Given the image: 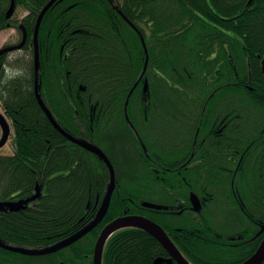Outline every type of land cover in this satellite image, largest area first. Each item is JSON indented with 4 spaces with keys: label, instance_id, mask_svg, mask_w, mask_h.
<instances>
[{
    "label": "trees",
    "instance_id": "trees-1",
    "mask_svg": "<svg viewBox=\"0 0 264 264\" xmlns=\"http://www.w3.org/2000/svg\"><path fill=\"white\" fill-rule=\"evenodd\" d=\"M49 1L13 0L16 9L28 12L22 21L28 35ZM10 3L0 0V29L11 23L5 18ZM9 26L18 27L16 22ZM38 43L45 105L63 130L99 146L115 170L116 188L99 228L69 250L74 264H88L82 255L92 252L100 228L139 212L141 202L164 205L171 197L183 203L190 191L199 195L197 182L187 188L175 181L169 194L168 185L154 179L169 173L197 178L196 168H176L190 153L188 141L198 128L199 136L222 131L231 117L234 126L227 125L222 138H213L203 150V177L213 179L204 184L211 196L206 208L212 209L223 185L226 204L233 185L251 220L264 221V0H56L42 18ZM25 49L32 55L28 45ZM146 58L140 78L148 83L144 91L138 78ZM12 68L21 74L0 88V96L14 121L16 144L12 154L0 155V202L27 199L36 186L41 195L24 210L0 213V239L39 250L94 219L109 172L97 156L65 139L39 108L32 61ZM231 165L237 168L234 176L226 172ZM180 218L159 223L177 227L186 222V255L195 264H240L260 241L245 239L253 226L238 210L233 216L204 214L188 223ZM213 232L235 239L237 246H216ZM179 242L181 247L180 237ZM163 256L152 236L124 229L107 241L103 264H153ZM32 259L25 264H49L47 256Z\"/></svg>",
    "mask_w": 264,
    "mask_h": 264
},
{
    "label": "flooded vegetation",
    "instance_id": "flooded-vegetation-1",
    "mask_svg": "<svg viewBox=\"0 0 264 264\" xmlns=\"http://www.w3.org/2000/svg\"><path fill=\"white\" fill-rule=\"evenodd\" d=\"M24 18H25V16L21 18V20H20L21 23H22ZM13 22H15V19H12L11 23L9 21V24H12ZM9 24L7 23L6 26H9ZM7 28L11 29L12 27H7ZM12 29L16 30L19 34V37L16 40V42L7 43V41H5L0 45V88H3V86L5 84H9V80L18 78L19 75L21 74L20 73L21 69L19 70V69L15 68L14 70H11V67H13L14 65L17 67L18 63L21 65V63L24 60V58H22V56H15V53L21 51V53L23 55V53L25 52V54H28V57H29L27 60H25V62L32 61V63H33V51H32V43H31L33 34H31V35L26 34V40H25L24 45L20 49H17L16 47L22 42V34L17 30V28L16 29L12 28ZM4 30H8V29H4ZM28 40H29V44L27 43ZM27 45L30 47V49L32 51V55L30 54L29 50L27 51L25 49V47ZM33 75H34V71H33ZM143 75H140V77L138 78L139 82L141 81L140 78ZM141 83L143 84L144 88L146 87V90H147V86H145L144 84L145 83L148 84V83L146 81L144 83H143V81H141ZM168 83L171 84L172 81L170 79H168ZM32 84H33V93H34V79L32 80ZM66 84H69V83L66 82ZM197 84H199V80H198ZM146 90H144V91H146ZM229 121L230 122H228L227 125L228 126L229 125L234 126L235 118L231 117V118H229ZM227 125L226 124L222 125V131H217L216 129H214V130L210 129L206 133L201 134L200 136H199V128H198L194 137L188 141V144L191 142L190 153L181 158V159H184L185 161L179 162L176 168L177 169H185V170H187L189 168H196L197 169V178L186 179L184 176H182L181 178H175L172 175V173H169V175L167 177L157 176L154 179V180L166 183L168 185L167 189L169 191V194H171V191L173 189L172 184L175 181L180 182L179 185L184 184L187 188L189 187L190 183L197 182L199 184V195L192 190L188 193V195H189L187 198L188 202L183 201V203L178 202L176 199L174 200L170 197L168 204L161 205V206L165 207L162 210H155V209L144 207L142 205V202H141L140 203L141 210L139 212H136L134 214H124L125 216H131V215L141 216V217H144V218L158 224L164 230V232L167 234L169 239L172 241V243L178 249L180 254L184 257V259L189 264H195V263H193L194 261L190 260L186 255V252L188 251L186 248V244L188 242L187 232L189 231L186 229L187 227L184 226L186 224V222H185L186 220H187V223L190 220H192V221L198 220L199 221V220H201V218H199V217L200 216L202 217L204 214L219 216L222 212H224L230 216H233L235 214L236 210H238L239 213L246 216L247 219L251 221V224L253 226L251 229H249V231H248L249 234L246 236L247 238H245V239L246 240L260 239V241H259V244H260V242L262 241V239L264 237V232H261L263 227H264V221H260V220L252 221L253 219L251 218V216H252L251 212L246 209L242 197L237 196L233 185H232V187H230V193L228 195H226V200L228 201V202H226V204H224V201H223V199H225V198H223L224 197V185H223V186L219 187V190H216V194H214V196L212 198L214 200V203L211 204L212 209H210L208 211L206 208L208 206L207 200L211 196L209 195L210 192L207 190V188H205L204 184L206 183V180L207 181H213V179H210V178L206 179L203 177V171H204L203 165H204V159H205V155L203 153V150L205 148H207V146H205L206 143H208L213 138H215V137H218V138L221 137L222 138V136H223L222 132ZM208 126L210 127L209 123H208ZM213 127L215 128V125H213ZM15 139H16V132H15L14 121H13L7 107L5 106V104L3 102V99H1V96H0V155H10L14 152V150H15L14 148H15V144H16ZM134 139L137 142H140V144H141V142H143L141 136L137 132L134 135ZM166 146H167V150L170 151L171 150V141L170 140L167 141ZM142 148L144 150V154H145L146 158L149 160L150 158L148 155L149 153H148L147 148L145 146H143V144H142ZM11 149H12V151H11ZM217 158L220 159V156H217ZM229 160L231 162L234 161V159H232L231 155L229 157ZM239 164H240V162H238V165L236 164L235 167H239ZM230 167H233V166L232 165L229 166L226 169V172L227 173L233 172L232 176H234L236 174L235 171L237 170V168L232 169ZM166 170L169 172L173 171V169H171V168H168ZM180 173H181V171H178V174H180ZM215 185H216V183H215ZM179 187L181 188V186H179ZM190 193L196 194L197 198L199 199V209L197 212L194 211L193 205L190 202ZM244 197L246 198V202H247L246 195H244ZM152 203H154V202H152ZM155 204H157V203H155ZM236 204L238 205V209L236 207ZM222 207H224V208H222ZM249 207H251V206L247 205L248 209H249ZM164 212H166L168 214H164ZM176 215H178V216H176ZM181 215L184 216V218H180L185 222V224H183V226L174 227V226H171L168 224H166L165 226H162L159 223L160 221L170 220L169 219L170 217L179 218V216H181ZM119 217H121V216H119ZM165 222L168 223V221H165ZM100 224L101 223H99L93 230H96L97 228H99ZM102 229L103 228H100V231ZM194 229L197 230V237H199V239H202L203 236H202L199 228H194ZM138 230H140V229H138ZM92 231H90L89 233H91ZM100 231H99V233H100ZM89 233H87L86 235L81 237L77 242L73 243L72 245L65 247V248H63V249H61L55 253L48 254V255L34 256V255L17 254L15 252H12V251H9V250H6V249H3L0 247V250L4 251V253H0V264H11V263H15L17 260H19V264H25L26 260H31L32 258L33 259L34 258H41V257H45V256L48 257L49 264H74V256H72V254L69 250H70V248H73V246L75 244H78V242H80L79 244H81L80 240L87 237ZM99 233H98V235H99ZM179 233L182 235L180 236ZM179 237L181 238V240H183V244L181 245V247L178 246L176 243L177 240L179 242ZM211 237L218 238V241H216V243L219 245L215 244L216 246H221L222 248H226V247L229 248L230 246H237V245H232V242H236L235 239L224 237L218 232H213L211 234ZM239 237L241 238L243 236L240 235ZM95 242H96V239H95ZM95 242L93 244L92 252L90 253V251H91L90 250L89 251L90 254L85 253L84 255H82V259H86V262L88 264H93V250H94ZM10 245L16 247L15 245H12V244H10ZM17 247H22V246H17ZM28 249L35 250V248H28ZM104 249H105V247H104ZM162 249L164 250L163 247H162ZM103 254H104V250H103ZM160 258L171 259V261H172L171 264H178L166 251H165V256L160 257ZM12 261H14V262H12ZM102 264H103V255H102ZM162 264H166V263H162ZM197 264H201V263H199V261H198Z\"/></svg>",
    "mask_w": 264,
    "mask_h": 264
},
{
    "label": "water",
    "instance_id": "water-1",
    "mask_svg": "<svg viewBox=\"0 0 264 264\" xmlns=\"http://www.w3.org/2000/svg\"><path fill=\"white\" fill-rule=\"evenodd\" d=\"M55 1L56 0H51L41 10V12L37 18L35 28H34L33 47H34V94H35V99L37 101V104L39 105V107L41 108V110L43 111V113L45 114V116L47 117L49 122L51 123V125L64 138H66L67 140L71 141L72 143L80 146L81 148L85 149L86 151L96 155L99 159H101L105 163V165L108 168V172H109V183L107 186L106 195L101 202V206H100L94 220L91 223H89L86 227H84L83 229L78 231L77 233L69 236L67 239H65L59 243H56L55 245H53L51 247L41 249V250H30V249H24V248H18V247L17 248L11 247V246L4 244L0 240V247L1 248L15 252V253L24 254V255L39 256V255H45V254H49V253H55V252L65 248V247L72 245L73 243L78 241L81 237H83L84 235H86L87 233L92 231L104 218V216L108 210L109 204H110L111 195H112V193L115 189V186H116L115 171H114V168H113L110 160L106 156V154L96 145H94L90 142H87L84 139L75 138V137L69 135L68 133H66L58 125V123L55 121V119L51 115L50 111L46 108V106L44 105L43 100L41 98V95L38 92V87H39V85H38L39 50H38L37 36H38V31H39V27H40V23H41V20L43 18V15L51 7V5ZM13 9L14 8H13V2H12L9 9H8L7 15H6L7 18H9L13 14ZM25 40H26V32L23 30L22 42L16 48L20 49L24 45ZM142 44H143L144 52L146 54L147 52H146V48H145V44H144L143 40H142ZM260 65H261V73H262L263 78H264V54L261 57ZM146 67H147V58L144 62V66H143V70H142L141 74H144ZM145 86H147L146 83H145ZM144 90H146V87L144 88ZM129 94H131V92ZM127 102H128V100L126 101V105H125V115H126ZM126 119H128L127 115H126ZM39 196H40V190L38 187H36L35 194L26 200H21L18 202H4V203L0 202V210H6V208L9 209L10 211H18L20 209H24L25 206L28 205V203L38 199ZM190 202L193 205L194 211L197 212L199 209V199L197 198V196L194 193L190 194ZM142 205L144 207L155 209V210H161L164 208L161 205H157V204H153V203H147V202L143 203ZM128 228L140 229V230L148 233L149 235H151L153 238H155L156 241H158L162 245L164 250L178 264H189L182 257V255L180 254L178 249L175 247V245L169 239L167 234L164 232V230L158 224H156L155 222L150 221L146 218H142V217H138V216L118 217V218L114 219L113 221H111L110 223H108L100 231L98 238H97L95 245H94L93 264H102V251H103V248H104V245H105L107 239L112 234H114L120 230H124V229H128ZM171 262H172L171 259L156 258L154 260V264H162V263L171 264ZM263 262H264V238H263L262 242L260 243L258 249L252 255H250L244 263H241V264H262Z\"/></svg>",
    "mask_w": 264,
    "mask_h": 264
},
{
    "label": "rangeland",
    "instance_id": "rangeland-1",
    "mask_svg": "<svg viewBox=\"0 0 264 264\" xmlns=\"http://www.w3.org/2000/svg\"><path fill=\"white\" fill-rule=\"evenodd\" d=\"M116 1L119 2L120 0H116ZM24 15H25V11H21V10L15 11V17L18 20H20V18L23 17ZM18 37H19V34L16 30H13V29L2 30V31H0V45L5 41H7V43L16 42ZM15 56H22V58H24L23 61H25L29 58L28 54H25V52H24L22 55L21 51L15 53ZM11 69L14 70V68H12V67H11ZM11 151H12V149H11Z\"/></svg>",
    "mask_w": 264,
    "mask_h": 264
},
{
    "label": "bare ground",
    "instance_id": "bare-ground-1",
    "mask_svg": "<svg viewBox=\"0 0 264 264\" xmlns=\"http://www.w3.org/2000/svg\"><path fill=\"white\" fill-rule=\"evenodd\" d=\"M115 188H116V187H115ZM114 191H115V189H114ZM114 191H113V193H114ZM106 192H107V190H106ZM113 193H112V195H113ZM105 195H106V193H105ZM105 195H104V197H105ZM112 195H111V198H112ZM104 197H103V199H104ZM100 206H101V205H100ZM99 208H100V207H99ZM98 210H99V209H98ZM97 212H98V211H97ZM96 214H97V213H96ZM95 216H96V215H95ZM124 216H125V215H123V216H121V217H124ZM131 216H134V215H131ZM138 217H141V216H138ZM94 218H95V217H94ZM142 218H144V217H142ZM93 220H94V219H93ZM93 220H92V221H93ZM92 221H91V222H92ZM91 222H90V223H91ZM261 232H264V227H263V229H262ZM112 235H113V234H112ZM112 235H111V236H112ZM111 236H110V237H111ZM110 237H109V238H110ZM109 238L107 239V241L109 240ZM263 238H264V237H263ZM66 239H67V238H66ZM64 240H65V238H64ZM262 240H263V239H262ZM61 241H63V240H61ZM61 241H60V242H61ZM107 241H106V243H107ZM157 242H158V241H157ZM261 242H262V241H261ZM261 242H260V243H261ZM58 243H59V242H58ZM106 243H105V245H106ZM158 243H159V242H158ZM159 244H160V243H159ZM54 245H55V244H54ZM105 245H104V247H105ZM160 245H161V244H160ZM259 245H260V244H259ZM259 245H258V247H259ZM52 246H53V245H52ZM161 246H162V245H161ZM50 247H51V246H50ZM258 247L256 248V250L258 249ZM47 248H48V247H47ZM43 249H45V248H43ZM39 250H41V249H39ZM103 250H104V248H103ZM256 250H255V251H256ZM255 251H254V252H255ZM49 254H52V253H49ZM45 255H48V254H45ZM102 255H103V251H102ZM182 257H183V256H182ZM183 258H184V257H183ZM246 260H247V259H246ZM246 260H245V261H246ZM245 261H244V262H245ZM244 262H242V263H244ZM262 264H264V262H263Z\"/></svg>",
    "mask_w": 264,
    "mask_h": 264
}]
</instances>
